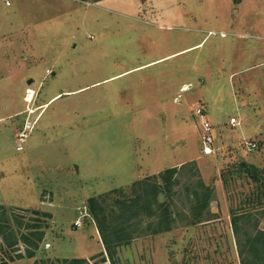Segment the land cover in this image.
Masks as SVG:
<instances>
[{
  "label": "rangeland",
  "instance_id": "1",
  "mask_svg": "<svg viewBox=\"0 0 264 264\" xmlns=\"http://www.w3.org/2000/svg\"><path fill=\"white\" fill-rule=\"evenodd\" d=\"M241 161L264 168V0H0V204L51 214L36 258L100 252L90 215L71 228L86 200L176 167L172 228L144 217L112 259L81 264H238L227 215L250 187L221 172ZM198 181L212 199L190 224Z\"/></svg>",
  "mask_w": 264,
  "mask_h": 264
},
{
  "label": "trees",
  "instance_id": "2",
  "mask_svg": "<svg viewBox=\"0 0 264 264\" xmlns=\"http://www.w3.org/2000/svg\"><path fill=\"white\" fill-rule=\"evenodd\" d=\"M232 1L238 3L241 0ZM231 168L221 172L224 186L228 187L229 178L235 175L246 179L250 187L241 202L230 209V223L235 235L239 264H264V230L259 226L264 222V168H257L244 161L233 163ZM177 172L176 167L166 168L158 175L134 181L127 191L113 189L86 200V208L109 259H112L116 248L134 238L144 217H156L157 228L153 233L172 228L168 199ZM198 184L200 191L193 194L195 204L190 224L201 222L200 216L212 199L213 189L201 181ZM162 194L164 199L160 200ZM153 205L158 210H153ZM33 213L42 219L25 221L21 215L10 212L0 204V264H10L24 258L34 259L32 264H81L86 261L83 258H36L45 236L42 225L48 226L47 220L51 214L39 211Z\"/></svg>",
  "mask_w": 264,
  "mask_h": 264
},
{
  "label": "built area",
  "instance_id": "3",
  "mask_svg": "<svg viewBox=\"0 0 264 264\" xmlns=\"http://www.w3.org/2000/svg\"><path fill=\"white\" fill-rule=\"evenodd\" d=\"M11 0H5V4L9 5ZM46 73L49 74L50 70H46ZM183 88V87H182ZM181 88V90H182ZM33 113V110H29V115ZM192 113L195 114L200 118V139H201V144H202V153L204 155H211L214 152L213 147L211 146L213 143L212 136L210 134L211 130V124L207 118V113H206V108L204 104L197 102L193 105L192 107ZM37 121V118L31 119L30 117H27L22 125V129L17 133L16 138H15V143H16V150L21 151L23 149V142L27 136V134L33 129L35 123ZM230 125L234 126L238 124V121L234 118L231 117L229 120ZM254 146V145H253ZM86 217H90L88 213L84 210H79L78 211V216L76 217L73 226L74 227H79L82 225L83 220ZM45 248L50 247V243H45Z\"/></svg>",
  "mask_w": 264,
  "mask_h": 264
},
{
  "label": "crops",
  "instance_id": "4",
  "mask_svg": "<svg viewBox=\"0 0 264 264\" xmlns=\"http://www.w3.org/2000/svg\"><path fill=\"white\" fill-rule=\"evenodd\" d=\"M201 153H202V151H201ZM203 154V153H202ZM204 155V154H203ZM205 156H207V155H205ZM241 202V201H240ZM228 216V218L230 219V213L227 215ZM76 219V218H75ZM75 221V220H74ZM74 221H73V223H74ZM73 223L71 224V228H73V229H77L78 227H74L73 226ZM262 223H264V222H261L260 224H262ZM231 224V223H230ZM231 226V225H230ZM80 227V226H79ZM95 228H96V226H95ZM260 228H261V226H260ZM261 229H263V228H261ZM264 230V229H263ZM96 232H97V234H98V231H97V228H96ZM231 233H232V235L234 236V233H233V231H232V227H231ZM98 238H99V242H100V244H101V251L100 252H98V253H102V252H104V247H103V244H102V242H101V240H100V236H99V234H98ZM233 244H234V248H235V252H236V256H237V258H238V264H239V256H238V252H237V247H236V241H235V238L233 237ZM98 253H95V254H98ZM95 254H84V255H80V256H71V257H65V258H83V259H88L89 257H91V256H93V255H95ZM29 260V259H28ZM32 264V263H31Z\"/></svg>",
  "mask_w": 264,
  "mask_h": 264
},
{
  "label": "bare ground",
  "instance_id": "5",
  "mask_svg": "<svg viewBox=\"0 0 264 264\" xmlns=\"http://www.w3.org/2000/svg\"><path fill=\"white\" fill-rule=\"evenodd\" d=\"M31 98H32V95H31V93H29V94H28V97H26V101H27V102L31 101Z\"/></svg>",
  "mask_w": 264,
  "mask_h": 264
},
{
  "label": "water",
  "instance_id": "6",
  "mask_svg": "<svg viewBox=\"0 0 264 264\" xmlns=\"http://www.w3.org/2000/svg\"><path fill=\"white\" fill-rule=\"evenodd\" d=\"M27 83H28V84L31 83V80H29Z\"/></svg>",
  "mask_w": 264,
  "mask_h": 264
}]
</instances>
